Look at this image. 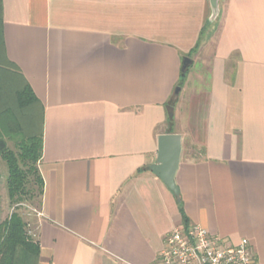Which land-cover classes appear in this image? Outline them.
I'll list each match as a JSON object with an SVG mask.
<instances>
[{"label":"crops","instance_id":"crops-1","mask_svg":"<svg viewBox=\"0 0 264 264\" xmlns=\"http://www.w3.org/2000/svg\"><path fill=\"white\" fill-rule=\"evenodd\" d=\"M2 4L44 107L39 264H156L179 201L264 264V0H219L214 21L209 0ZM165 134L182 137L179 197L149 169Z\"/></svg>","mask_w":264,"mask_h":264},{"label":"trees","instance_id":"trees-1","mask_svg":"<svg viewBox=\"0 0 264 264\" xmlns=\"http://www.w3.org/2000/svg\"><path fill=\"white\" fill-rule=\"evenodd\" d=\"M173 103V101H171ZM173 113L169 121L173 119ZM20 118L23 120L20 121ZM0 122L19 129L23 138L10 149L0 135V158L7 166V191L12 205L39 203L45 183L39 169L43 156L44 107L19 68L9 60L4 39L3 4L0 0ZM21 122V124H20ZM183 224L188 227L181 201L178 203ZM20 209V208H19ZM18 209V210H19ZM22 214L14 212L0 223V264H39L41 247Z\"/></svg>","mask_w":264,"mask_h":264},{"label":"built area","instance_id":"built-area-1","mask_svg":"<svg viewBox=\"0 0 264 264\" xmlns=\"http://www.w3.org/2000/svg\"><path fill=\"white\" fill-rule=\"evenodd\" d=\"M156 264H258L248 240L232 245L201 226L175 228Z\"/></svg>","mask_w":264,"mask_h":264},{"label":"water","instance_id":"water-1","mask_svg":"<svg viewBox=\"0 0 264 264\" xmlns=\"http://www.w3.org/2000/svg\"><path fill=\"white\" fill-rule=\"evenodd\" d=\"M211 5V21H214L219 15V0H209ZM190 64V59L184 61L186 69ZM180 93L177 88L176 95ZM182 154V137L178 134H165L158 138V152L155 164L149 169L157 176L177 197H179V188L175 182V176L179 168Z\"/></svg>","mask_w":264,"mask_h":264},{"label":"rangeland","instance_id":"rangeland-1","mask_svg":"<svg viewBox=\"0 0 264 264\" xmlns=\"http://www.w3.org/2000/svg\"><path fill=\"white\" fill-rule=\"evenodd\" d=\"M20 124L23 120L20 118ZM0 135H2L8 143L10 149L15 150V144L23 138V133L19 129L8 128L0 122ZM197 151V150H196ZM7 175L8 170L4 161L0 158V223L10 217L12 213L19 212L29 223V229L32 235L36 237L38 233V218L40 206L37 201L34 203H24L18 208V205H12L7 191ZM19 209V210H18ZM36 233V235H35Z\"/></svg>","mask_w":264,"mask_h":264}]
</instances>
